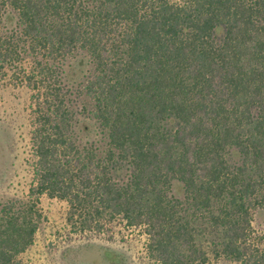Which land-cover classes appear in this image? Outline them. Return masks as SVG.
I'll use <instances>...</instances> for the list:
<instances>
[{"label":"trees","instance_id":"1","mask_svg":"<svg viewBox=\"0 0 264 264\" xmlns=\"http://www.w3.org/2000/svg\"><path fill=\"white\" fill-rule=\"evenodd\" d=\"M0 64L32 89L0 264H26L43 193L63 254L138 236V264H264V0H0Z\"/></svg>","mask_w":264,"mask_h":264},{"label":"rangeland","instance_id":"2","mask_svg":"<svg viewBox=\"0 0 264 264\" xmlns=\"http://www.w3.org/2000/svg\"><path fill=\"white\" fill-rule=\"evenodd\" d=\"M31 93L30 87L19 83L8 67L0 64V202L10 197L25 196L32 180ZM83 123L91 128L87 132L80 131V134L91 139L95 135L92 123L90 120ZM39 206L42 210L41 222L33 243L22 255L26 264L142 263L143 258L138 259L142 248V240L138 236L126 242L71 241L73 248L63 254L68 242L63 226L66 202L43 193L39 196ZM105 250L110 251L108 257Z\"/></svg>","mask_w":264,"mask_h":264}]
</instances>
